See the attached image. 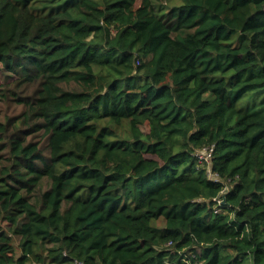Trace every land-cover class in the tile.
I'll use <instances>...</instances> for the list:
<instances>
[{
    "label": "trees",
    "instance_id": "trees-1",
    "mask_svg": "<svg viewBox=\"0 0 264 264\" xmlns=\"http://www.w3.org/2000/svg\"><path fill=\"white\" fill-rule=\"evenodd\" d=\"M0 64L48 142L7 140L0 264H264V0H0Z\"/></svg>",
    "mask_w": 264,
    "mask_h": 264
},
{
    "label": "rangeland",
    "instance_id": "rangeland-1",
    "mask_svg": "<svg viewBox=\"0 0 264 264\" xmlns=\"http://www.w3.org/2000/svg\"><path fill=\"white\" fill-rule=\"evenodd\" d=\"M167 9L164 6V10ZM18 82V84H17ZM64 89L78 91L81 89L79 85L74 82L62 83ZM39 87L38 83L27 84L13 75L11 72L5 70L0 64V90L3 95L0 96V123L6 126L4 132L0 134V165L7 166L10 164L7 140L13 135H24L27 142H33L38 145L41 152L44 155H48V142L47 135L43 133L42 129H36L35 125L41 123V119H38L35 115L31 113L27 103V99L31 100L35 95V91ZM263 94H256L252 98L248 95L244 96L239 102L238 106L250 105L251 109L256 108L253 105L254 100H258ZM26 99V100H25ZM24 114L28 115V119L24 122ZM145 131L148 130L147 126H143ZM26 130V132H23ZM119 134L122 130L117 131ZM48 182H44L42 189H46ZM158 226L163 225V220L159 219L154 222ZM6 229V226H4ZM12 244L15 249V254H19V237L12 234ZM45 254V253H44ZM30 264H39L37 262H32Z\"/></svg>",
    "mask_w": 264,
    "mask_h": 264
},
{
    "label": "built area",
    "instance_id": "built-area-1",
    "mask_svg": "<svg viewBox=\"0 0 264 264\" xmlns=\"http://www.w3.org/2000/svg\"><path fill=\"white\" fill-rule=\"evenodd\" d=\"M212 152H213V146H207V147H203L201 149L196 150L195 151V155L197 156V159L199 160V162L205 166L207 177L209 179L214 180V181H220L221 178L219 177V175L217 174V172H213L211 170ZM225 190H227L226 187H224L221 190V192L222 191H225ZM214 200L216 202V205H219L221 203V197H220V195H217L216 197H214ZM216 211H218V208L217 207H216ZM169 244H170V242L167 243V245H169ZM196 251L199 252L200 249L197 248ZM192 256L195 257V254L192 253ZM184 260L186 262H189V260H187V259H184ZM194 264H200V262L197 261V260H195L194 261Z\"/></svg>",
    "mask_w": 264,
    "mask_h": 264
},
{
    "label": "water",
    "instance_id": "water-1",
    "mask_svg": "<svg viewBox=\"0 0 264 264\" xmlns=\"http://www.w3.org/2000/svg\"><path fill=\"white\" fill-rule=\"evenodd\" d=\"M227 191H222L221 193H220V197H221V202L222 203H224L225 202V193H226Z\"/></svg>",
    "mask_w": 264,
    "mask_h": 264
}]
</instances>
